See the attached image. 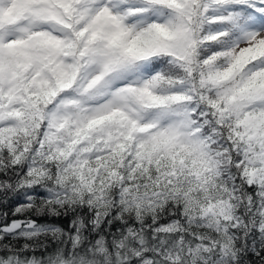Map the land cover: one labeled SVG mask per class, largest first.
Masks as SVG:
<instances>
[{
	"label": "clouds",
	"instance_id": "9594fccd",
	"mask_svg": "<svg viewBox=\"0 0 264 264\" xmlns=\"http://www.w3.org/2000/svg\"><path fill=\"white\" fill-rule=\"evenodd\" d=\"M261 250L256 0H0V264Z\"/></svg>",
	"mask_w": 264,
	"mask_h": 264
},
{
	"label": "snow or ice",
	"instance_id": "6c2138e0",
	"mask_svg": "<svg viewBox=\"0 0 264 264\" xmlns=\"http://www.w3.org/2000/svg\"><path fill=\"white\" fill-rule=\"evenodd\" d=\"M256 4L258 8L264 10V0H256ZM254 86L255 85H248L246 87H254ZM254 255H256L257 259L260 260V264H264V259H261V258H264V250H261L258 253H254Z\"/></svg>",
	"mask_w": 264,
	"mask_h": 264
}]
</instances>
